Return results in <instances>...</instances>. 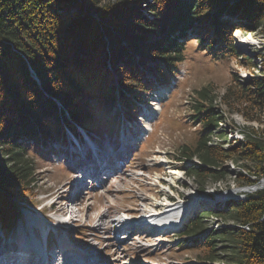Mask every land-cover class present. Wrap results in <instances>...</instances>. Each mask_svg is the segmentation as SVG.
Masks as SVG:
<instances>
[{"label":"trees","instance_id":"trees-1","mask_svg":"<svg viewBox=\"0 0 264 264\" xmlns=\"http://www.w3.org/2000/svg\"><path fill=\"white\" fill-rule=\"evenodd\" d=\"M230 1L0 0L1 225L10 229L21 204L37 196L29 155L40 152L38 144L48 149L65 140L68 130L113 128L121 111L133 118L143 94L156 81L167 82L188 57V27L195 21L207 29L200 40L206 49L236 53V28L247 32L257 26L264 37V0ZM258 57L259 69L250 63L251 79H234L220 97L259 123L234 125L243 138L231 143L218 129L219 140L212 141L223 118L214 106L218 95L207 87L192 102L200 137L181 144L173 156L201 190L227 180L228 162L239 167L234 179L239 186L264 179V50ZM211 215L226 224L210 228ZM195 235L185 245L203 251L200 264H264V187L230 202L227 210L208 208L195 217L183 236Z\"/></svg>","mask_w":264,"mask_h":264},{"label":"rangeland","instance_id":"rangeland-1","mask_svg":"<svg viewBox=\"0 0 264 264\" xmlns=\"http://www.w3.org/2000/svg\"><path fill=\"white\" fill-rule=\"evenodd\" d=\"M233 2L235 0L230 1V3ZM202 25L197 20L194 26L188 27L190 32L187 37L188 57L177 65L175 75H172L167 82L156 81L155 87L147 94H143L144 98L137 102L133 118H124L121 111L120 124H116L113 128L107 126L104 130L94 132L93 137L99 139V143L105 146L113 145L116 138L109 136L106 132L113 130L117 132V135L124 132L126 137L118 136L116 139L127 142V145H123L125 149L131 147L128 152L117 155L121 158L126 153L122 162V165H126L122 172L118 171L117 176L105 182L101 189H92L88 184L84 187L86 195L82 193L79 197H74L76 201L67 206L69 202L67 197H71L76 191L75 188H73L75 191L72 190L74 192L71 193L67 190L73 186L71 178L79 168L74 163L75 155L72 156L71 152L74 150L80 152L81 149H78L76 145L71 146V143L64 146L60 142H54L47 150L46 147L38 144L42 147L40 152L29 155L37 171L35 175L37 185L34 190L37 196H32L27 203L21 204V217L13 228L12 235L23 236L25 230L31 238L29 233L31 229L25 217L40 221L43 226L47 224L59 226L58 219L66 217L61 216L59 212L67 213L68 211L74 219L78 220L70 221L67 223L68 226H63L64 228L53 236V241L66 238L67 234H70L73 239H76L77 244L73 246V249L71 247L67 251H58L60 253L55 255L52 264H63V261L66 264L73 263L74 260L81 264H97L99 259L108 264L201 263L203 251L196 245H185L188 238L180 236L185 227L181 231L171 228L170 232L165 233H156L149 227L136 228L135 231L128 228L125 232L119 233L123 228L115 227L119 224L117 222L125 217L138 220V214L145 206H155L159 209L162 207L161 203L166 201L170 203L174 201L177 204L182 201L185 203V200L190 198L187 202L189 203L193 198L191 207L193 206L194 209L190 210L189 223L206 207H214L218 210L228 208L229 202L225 203L223 200L217 201L219 204L205 203L195 208L198 204L195 201L198 202L200 194L199 197L204 201L205 198H216V194L221 196L223 191L227 190L236 191L235 195L254 192L264 187L263 180L254 191L241 190V187L250 185L236 184L234 179L239 167L233 162H228L227 180L217 184L210 183L206 189L201 190L197 181L181 168L180 162L173 156L181 144L193 143L200 137L197 129L201 125L193 122L191 118L192 102L198 96L197 91L204 87L218 95L214 106L221 114L220 117L224 119L223 128L229 142L234 143L237 137H242L241 133L233 128L234 125L242 126L249 123L259 126V123L248 121L240 112L228 107L220 97L234 79L247 82L254 75L255 72L250 67V63L260 62L258 55L264 50V37L260 28L256 26L255 29L247 32L239 28L234 29L236 53L232 51L224 53V47L215 46L212 50L202 45L200 40L208 33ZM191 28L193 32L190 31ZM257 65L259 69V63ZM256 73H259V70ZM112 112H115L114 109ZM216 139L217 137L214 141ZM65 152L67 157L64 156ZM174 170L180 172V178L172 179L171 171ZM166 196H169L171 200H166ZM53 201L55 205L50 209L53 210L50 216L54 217L55 221L51 223L39 209L43 206L49 208ZM46 208L42 210L46 211ZM73 209L75 212L71 213ZM216 217L211 215L207 225H212L210 223ZM223 223L221 220L220 225ZM2 238L3 235L0 232V243L3 242ZM79 245L83 246L87 252L81 250ZM5 248L7 247H0V250ZM4 252L0 251V253ZM219 254L225 257L226 251L222 250ZM216 264H224V262H216Z\"/></svg>","mask_w":264,"mask_h":264},{"label":"bare ground","instance_id":"bare-ground-1","mask_svg":"<svg viewBox=\"0 0 264 264\" xmlns=\"http://www.w3.org/2000/svg\"><path fill=\"white\" fill-rule=\"evenodd\" d=\"M223 126H225V125L222 122V127ZM217 140H219V139L217 138L216 141ZM84 144H85V146H84ZM113 145L116 146V149L114 150V152H112L110 150L111 145L105 146V145L99 143V141L94 142V139H91V141H89V142L82 141L79 145H76V146H78V149H81V150H80V152L77 151L79 154V158H75L74 163L75 164L78 163V165H76V166L79 168H83L84 165H89V164L94 166V172L96 173L97 176L103 170H114L115 167L117 166V159H120L117 155H120L124 152H127L128 148L125 149L123 147V145H127V142L121 141V140L118 141L116 138H115ZM90 152H91V155H90ZM76 174H74V176L71 178V180L73 181V186L71 187V189H68L67 192L71 193V192H74L75 190L76 191H75V193H73V195L71 197H68V198L73 197V199H74V197H77V196L79 197L80 195H82V193L84 195H86V192H84V187H85L86 181L84 179L80 180L79 178H76L75 177ZM171 176H172V179H177V178L181 177L180 172L177 170L171 171ZM73 188H75V190ZM72 190H74V191H72ZM249 190L252 191L253 187H250ZM232 191H234V190H232ZM232 191H230L228 194H231ZM189 200H190V198L186 199L185 203L183 201L182 202L177 201L178 205L175 204L176 202L170 203L171 205L168 203H163V206L161 208H159V209L156 208L155 210H153L154 211L153 216L154 217L156 216L158 218L157 226L159 228H162V229L178 228L182 224V222L184 221L186 214H188L190 212V210L193 209V206L191 207V203H192L193 198H191V202L187 203ZM179 201H181V200H179ZM74 212H75L74 209L71 210V213H74ZM142 218L143 217H141V219L135 220L133 222L132 221L129 222V221L122 219L120 222H117V223H119L117 225V227L120 226V229H121V228H124L126 226V227H129L130 229H133V231H135L136 228L141 229V228H143V226L139 222L142 220ZM122 231H123V229H121V231L119 233L124 232V231L123 232ZM0 232L3 235V238H2L3 242L0 243V247H7L3 250H0V251H5L4 253H0V264H3V262H5L7 256L10 253L15 252V251H22L23 252V259L25 258L24 256L27 253V249H29V248L31 250L36 249V253L40 254L39 249L37 248V245H35V246L32 245L31 240H28V238L26 237L25 231H24L23 236L21 234L12 235V233H6L5 231H2V230H0ZM156 233H158V232H156ZM3 245H7V246H3ZM15 245H16V247H14ZM8 246H10V247H8ZM70 248H71V246H70ZM69 249H67V250H69ZM59 253L60 252H58L55 255H59ZM40 256H41V254H40ZM36 257L35 256H29L28 259L35 258L34 260L36 261V263L37 262L39 263L40 261L37 260ZM54 258H55V256H54ZM99 262H97V264ZM36 263L33 262L32 264H36ZM63 264H66V262L63 261ZM67 264H81V263L74 260L73 263H67Z\"/></svg>","mask_w":264,"mask_h":264},{"label":"water","instance_id":"water-1","mask_svg":"<svg viewBox=\"0 0 264 264\" xmlns=\"http://www.w3.org/2000/svg\"><path fill=\"white\" fill-rule=\"evenodd\" d=\"M250 187H253V190H256L257 188H258V185H252V186H248V187H246V188H244V189H249Z\"/></svg>","mask_w":264,"mask_h":264}]
</instances>
